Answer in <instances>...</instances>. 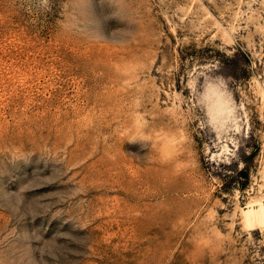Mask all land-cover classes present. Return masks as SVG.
<instances>
[{
  "label": "rangeland",
  "instance_id": "obj_1",
  "mask_svg": "<svg viewBox=\"0 0 264 264\" xmlns=\"http://www.w3.org/2000/svg\"><path fill=\"white\" fill-rule=\"evenodd\" d=\"M264 0H0V264H264Z\"/></svg>",
  "mask_w": 264,
  "mask_h": 264
},
{
  "label": "bare ground",
  "instance_id": "obj_2",
  "mask_svg": "<svg viewBox=\"0 0 264 264\" xmlns=\"http://www.w3.org/2000/svg\"><path fill=\"white\" fill-rule=\"evenodd\" d=\"M246 222L251 224L257 220V222L264 223V204H259L255 209L251 207L250 210L244 212Z\"/></svg>",
  "mask_w": 264,
  "mask_h": 264
}]
</instances>
